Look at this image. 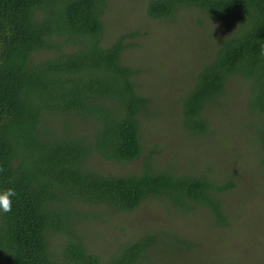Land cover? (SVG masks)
I'll use <instances>...</instances> for the list:
<instances>
[{"label": "trees", "instance_id": "trees-1", "mask_svg": "<svg viewBox=\"0 0 264 264\" xmlns=\"http://www.w3.org/2000/svg\"><path fill=\"white\" fill-rule=\"evenodd\" d=\"M108 7L107 0H0V189L16 191L11 210L0 213V264H147L157 231L106 257L87 248L78 222L90 206L131 213L148 200L166 201L182 212L202 207L215 225H228L221 198L230 182L161 170L152 153L144 155L150 99L136 92L138 71L122 60L133 34L104 43ZM185 9L236 26L180 97L182 128L206 133L210 109L237 79L264 159V0H148L145 13L164 21ZM77 120L87 131L68 126ZM96 156L142 165L102 173L85 164ZM160 236L172 248L191 247ZM50 237L58 239L54 249Z\"/></svg>", "mask_w": 264, "mask_h": 264}, {"label": "rangeland", "instance_id": "rangeland-1", "mask_svg": "<svg viewBox=\"0 0 264 264\" xmlns=\"http://www.w3.org/2000/svg\"><path fill=\"white\" fill-rule=\"evenodd\" d=\"M107 2L104 43L133 34L125 36L122 60L138 71L132 78L136 92L150 99L141 121L144 155L152 153L161 170L230 182L231 189L221 198L228 225H215L202 207L182 212L166 201L148 200L131 213L102 206L82 210L79 205L75 210L86 214L78 222L85 245L106 257L118 244L157 231L158 242L152 245L147 264H264V159L246 108V87L232 81L222 105L210 109L206 133L191 134L181 125L179 99L210 59L215 44L236 26L234 19L185 9L172 20L160 21L146 15L148 0ZM50 124L55 129L59 125ZM68 126L82 131L87 127L83 120ZM85 164L115 174L139 170L142 159L121 165L96 156ZM160 233L189 240L191 247L172 248ZM49 243L54 249L58 239L50 237Z\"/></svg>", "mask_w": 264, "mask_h": 264}, {"label": "clouds", "instance_id": "clouds-1", "mask_svg": "<svg viewBox=\"0 0 264 264\" xmlns=\"http://www.w3.org/2000/svg\"><path fill=\"white\" fill-rule=\"evenodd\" d=\"M16 191L12 187L0 189V213H7L11 210Z\"/></svg>", "mask_w": 264, "mask_h": 264}]
</instances>
